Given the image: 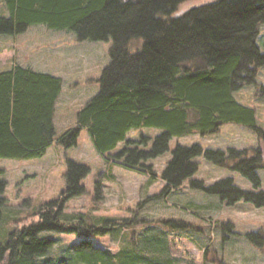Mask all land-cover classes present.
Listing matches in <instances>:
<instances>
[{"label":"trees","instance_id":"obj_1","mask_svg":"<svg viewBox=\"0 0 264 264\" xmlns=\"http://www.w3.org/2000/svg\"><path fill=\"white\" fill-rule=\"evenodd\" d=\"M192 1L2 0L9 15L0 17L2 36L44 25L67 30L79 42L111 39L112 46L97 94L76 112L75 125L58 137L53 118L62 80L21 65L0 71V159L30 160L43 157L53 145L75 147L85 129L100 155H109L124 143L119 152L109 155L113 163L157 178L146 162L167 152L172 138L213 135L221 126L235 124L253 132L260 146L224 153L203 150L198 144L177 145L159 175L164 183L161 195L190 179L198 167L193 160L203 156L213 165L238 172L252 190L239 189L231 178L209 186L190 180L192 188L217 196L227 206L243 201L264 207L257 174L264 168V130L256 125L254 110L233 98L234 92L249 85L264 95V86L256 83L264 67V53L256 42L264 24V0H212L182 8ZM135 39L142 44L132 53L128 45ZM142 128L162 133L153 139L126 140L127 132ZM88 172L85 165L67 162L66 187L59 197L31 209L21 225L14 219L13 227L0 234V264H44L42 259L56 244L49 236L52 233L85 234L81 242L68 246L67 256L85 264H109L104 257L93 256L96 249L87 240L89 234L103 232L105 224L98 225L88 214L71 215L70 223L63 221L66 203L84 194L80 183ZM5 186L0 180V223ZM167 223L171 228H191L183 222ZM231 227L221 225L230 234ZM244 238L264 250V229Z\"/></svg>","mask_w":264,"mask_h":264},{"label":"rangeland","instance_id":"obj_2","mask_svg":"<svg viewBox=\"0 0 264 264\" xmlns=\"http://www.w3.org/2000/svg\"><path fill=\"white\" fill-rule=\"evenodd\" d=\"M215 1V0H213ZM212 0H194L182 8H191ZM192 5V6H191ZM179 12V11H178ZM0 0V17H8ZM257 45L264 53V24L260 26ZM141 39L132 40L130 52H136ZM112 40L79 42L67 30H50L44 25L30 26L16 36L0 35V71L21 65L38 73L62 80V90L55 105L53 118L55 136L62 135L75 125L76 112L99 90L98 79L109 62ZM258 85L264 86V67L257 74ZM239 104L255 112V122L264 130V95L254 85L233 93ZM161 130L142 128L130 130L126 140L150 139ZM198 144L203 150H250L260 146L256 135L247 128L227 124L213 135H188L172 138L162 156L146 162L157 178H151L139 169H127L113 163L109 155L119 152L124 143L105 156L94 148L89 133L81 130L76 146L64 149L53 145L41 158L30 160L0 159V180L6 183L1 210L0 234L13 227L26 214L44 203L55 200L65 190L67 162L85 165L89 172L81 180L84 194L69 200L64 209V222L71 215L88 214L98 225L105 224L103 232L89 234L96 249L93 256L104 257L109 264H264V250L251 245L244 235L264 229V207L237 202L232 206L222 203L217 196L192 188L190 180L209 186L231 178L241 190H252L251 184L238 172L222 168L196 157L197 172L183 182L180 188L166 196L161 195L164 183L159 175L179 146ZM150 146V145H149ZM264 148V145H263ZM264 150V149H263ZM257 174L264 193V168ZM99 184V191H97ZM167 222H183L188 229L171 228ZM230 224L232 227L221 228ZM56 244L42 259L44 264H85L68 257L69 245L79 243L82 235L49 234ZM67 261V262H66Z\"/></svg>","mask_w":264,"mask_h":264}]
</instances>
